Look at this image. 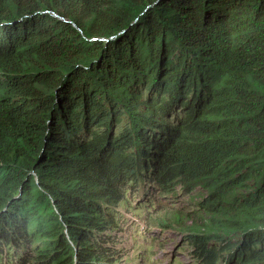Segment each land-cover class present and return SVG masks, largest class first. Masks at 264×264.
I'll use <instances>...</instances> for the list:
<instances>
[{
	"label": "trees",
	"instance_id": "16d2710c",
	"mask_svg": "<svg viewBox=\"0 0 264 264\" xmlns=\"http://www.w3.org/2000/svg\"><path fill=\"white\" fill-rule=\"evenodd\" d=\"M145 185L196 263L264 264V0H0V264L117 261Z\"/></svg>",
	"mask_w": 264,
	"mask_h": 264
},
{
	"label": "rangeland",
	"instance_id": "374dc122",
	"mask_svg": "<svg viewBox=\"0 0 264 264\" xmlns=\"http://www.w3.org/2000/svg\"><path fill=\"white\" fill-rule=\"evenodd\" d=\"M175 117V116H174ZM158 124L168 126L167 119H156ZM161 132L156 131V134L160 135ZM116 134V132H114ZM178 176V174H175ZM176 179V182H179ZM182 182V181H181ZM183 183V182H182ZM182 183H178V187ZM131 184H128V186ZM152 184L149 185V187ZM148 185L142 187L140 192L135 195L136 201H141L143 206H135L133 212L126 211L125 206H119L121 209L116 212H121V215H124L121 220H124V226L118 228L112 233V236L117 239V242L114 243L115 246L106 247L108 250H119L120 255L116 256L117 261L109 262V264H198L194 259H191L190 246L189 242L184 238L183 233H178L176 231H161L155 228H145L149 225L148 218H142L146 216L164 218L167 217L160 210H163V207H172L171 203H163L161 206H155L153 202V197L148 193ZM176 200H179V203L182 204L184 211L188 210L187 202L188 197L185 193H182L179 190H175ZM143 199V202L142 200ZM134 204V201L132 202ZM186 205V206H185ZM154 213V210H156ZM175 209V208H174ZM152 245H154L152 247ZM152 247V248H151ZM151 248V249H148ZM214 258V264H218V258ZM222 259H220L221 264Z\"/></svg>",
	"mask_w": 264,
	"mask_h": 264
}]
</instances>
